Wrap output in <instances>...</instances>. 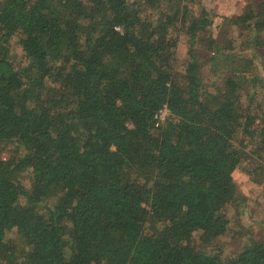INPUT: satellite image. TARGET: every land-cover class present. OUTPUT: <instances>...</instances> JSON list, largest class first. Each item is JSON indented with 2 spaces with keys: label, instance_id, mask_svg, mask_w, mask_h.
Wrapping results in <instances>:
<instances>
[{
  "label": "trees",
  "instance_id": "obj_1",
  "mask_svg": "<svg viewBox=\"0 0 264 264\" xmlns=\"http://www.w3.org/2000/svg\"><path fill=\"white\" fill-rule=\"evenodd\" d=\"M250 50L264 0H0V264H264L235 178L264 177Z\"/></svg>",
  "mask_w": 264,
  "mask_h": 264
},
{
  "label": "rangeland",
  "instance_id": "obj_2",
  "mask_svg": "<svg viewBox=\"0 0 264 264\" xmlns=\"http://www.w3.org/2000/svg\"><path fill=\"white\" fill-rule=\"evenodd\" d=\"M248 1L250 0H201V3L206 6L207 9L222 15L241 12ZM187 49V36L182 35L177 51L179 60L182 63L187 56ZM9 50L11 55H16L14 59H21L22 49L19 35H15L13 37ZM250 53H253V55L258 54L255 58V63L259 69V72L262 73L264 77V55H262L264 54V50L262 54H259L258 51L252 52L251 50ZM9 153L10 149L4 152L6 155ZM235 178L239 189L247 195V200L243 206L244 220L249 226L252 227L255 232L261 231L259 227L264 225V177L257 175L255 179H252L246 172L245 167H243L242 169H238L235 172ZM19 179L28 183L29 174H24L19 177Z\"/></svg>",
  "mask_w": 264,
  "mask_h": 264
},
{
  "label": "built area",
  "instance_id": "obj_3",
  "mask_svg": "<svg viewBox=\"0 0 264 264\" xmlns=\"http://www.w3.org/2000/svg\"><path fill=\"white\" fill-rule=\"evenodd\" d=\"M167 108H164L163 110H162V113H161V115H160V117L161 118H163L164 117V115L167 113Z\"/></svg>",
  "mask_w": 264,
  "mask_h": 264
}]
</instances>
